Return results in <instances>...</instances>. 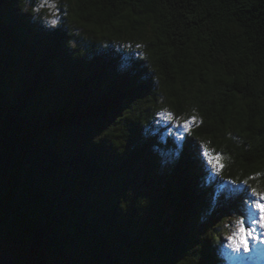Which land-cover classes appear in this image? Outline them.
Segmentation results:
<instances>
[{
  "label": "trees",
  "instance_id": "obj_1",
  "mask_svg": "<svg viewBox=\"0 0 264 264\" xmlns=\"http://www.w3.org/2000/svg\"><path fill=\"white\" fill-rule=\"evenodd\" d=\"M67 1L0 0V256L222 264L226 181L264 193V0Z\"/></svg>",
  "mask_w": 264,
  "mask_h": 264
},
{
  "label": "rangeland",
  "instance_id": "obj_2",
  "mask_svg": "<svg viewBox=\"0 0 264 264\" xmlns=\"http://www.w3.org/2000/svg\"><path fill=\"white\" fill-rule=\"evenodd\" d=\"M32 3L34 4V6H32ZM53 5H55V7H53ZM27 6H32L34 12L40 14L44 22L49 26H55L50 23L52 20H57L56 25H58L61 20L68 15L69 10V4L67 0H47V2H45V0H27ZM161 117V122L169 123L167 114L164 113L161 115ZM170 122L172 124V127H169L167 129L168 132L174 131V141L176 143H181L182 140L180 139V137L186 132L185 128L179 127V125H182L183 123L179 124L173 119ZM167 153L170 152H166V154ZM166 160L168 161V163L172 160L170 154L167 156ZM168 210L169 213L167 219L169 220L172 214V210ZM243 214L245 215L246 224L250 223V214L245 210ZM240 215L241 214H239L238 216H232L230 218V222L227 225L230 229V232L228 235L223 236L221 253L225 256V260L222 264H264V230H261L258 225H252V227L256 229L255 232L252 233V235H248L247 233L245 234V242L247 243L246 248H234L233 242L228 239V237L231 236L235 231L234 221L238 219ZM254 237L259 238L257 239Z\"/></svg>",
  "mask_w": 264,
  "mask_h": 264
},
{
  "label": "snow or ice",
  "instance_id": "obj_3",
  "mask_svg": "<svg viewBox=\"0 0 264 264\" xmlns=\"http://www.w3.org/2000/svg\"><path fill=\"white\" fill-rule=\"evenodd\" d=\"M47 2V0H45ZM43 6V5H42ZM55 7V5H53ZM52 25L57 24V20H52L50 22ZM139 47V45H137ZM167 113L168 121L170 122L173 117L170 111L164 110ZM197 121V117L193 115L191 121L185 120L182 125L186 131H190V123L194 124ZM180 139L185 140V136H181ZM195 142V141H193ZM198 151L202 157H204V163L214 175L217 174V170L222 172L225 165L223 164L224 157L220 153H216L214 150L208 148V145L204 142H200L198 145ZM211 157V159H209ZM250 177L249 179H253ZM229 184H233L236 187L233 191L236 193V198L240 200L245 211L250 214V223L245 222V215L242 213L238 219L234 221L235 231L231 236L228 237L229 240L233 242L234 248L247 247L245 242V234L252 235L255 232V228L252 225H258L261 230H264V193L258 192L256 188L249 186L248 179L243 180L241 183L237 181L228 179L226 181ZM259 238V237H254Z\"/></svg>",
  "mask_w": 264,
  "mask_h": 264
},
{
  "label": "water",
  "instance_id": "obj_4",
  "mask_svg": "<svg viewBox=\"0 0 264 264\" xmlns=\"http://www.w3.org/2000/svg\"><path fill=\"white\" fill-rule=\"evenodd\" d=\"M0 264H15L14 259L8 253H3L0 256Z\"/></svg>",
  "mask_w": 264,
  "mask_h": 264
}]
</instances>
